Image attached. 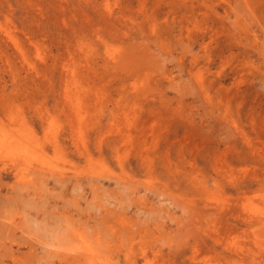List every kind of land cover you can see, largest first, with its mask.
<instances>
[{"label":"rangeland","instance_id":"rangeland-1","mask_svg":"<svg viewBox=\"0 0 264 264\" xmlns=\"http://www.w3.org/2000/svg\"><path fill=\"white\" fill-rule=\"evenodd\" d=\"M0 264H264V0H0Z\"/></svg>","mask_w":264,"mask_h":264},{"label":"bare ground","instance_id":"bare-ground-1","mask_svg":"<svg viewBox=\"0 0 264 264\" xmlns=\"http://www.w3.org/2000/svg\"><path fill=\"white\" fill-rule=\"evenodd\" d=\"M6 36V35H5ZM256 248V247H255Z\"/></svg>","mask_w":264,"mask_h":264}]
</instances>
